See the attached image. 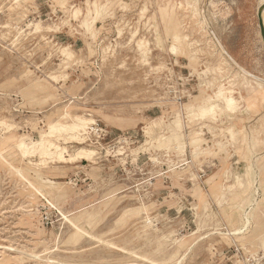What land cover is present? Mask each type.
<instances>
[{"label": "rangeland", "instance_id": "rangeland-1", "mask_svg": "<svg viewBox=\"0 0 264 264\" xmlns=\"http://www.w3.org/2000/svg\"><path fill=\"white\" fill-rule=\"evenodd\" d=\"M262 3L0 0V264H264Z\"/></svg>", "mask_w": 264, "mask_h": 264}, {"label": "bare ground", "instance_id": "bare-ground-1", "mask_svg": "<svg viewBox=\"0 0 264 264\" xmlns=\"http://www.w3.org/2000/svg\"><path fill=\"white\" fill-rule=\"evenodd\" d=\"M91 4H95V3L93 1H91ZM263 25H264V22H263ZM175 39H177V37H175ZM232 64H234V63H232ZM237 73L243 75L244 77H246L249 80L254 81L256 84V90L260 93H264V77H260L258 75H255V74L249 72V71L247 72L244 69L243 70L240 69V71L237 70ZM214 94L215 95H213V96L216 99H218L221 93L217 91ZM213 96L207 95L199 103L200 105H197L196 107L194 106L195 109L193 108V106L190 107L192 110H194L193 112H195L193 114L194 115H197V114L201 115L207 111H208L207 112V114H208L210 109H211V111L214 110V107H212L214 104V102L212 101V99H214ZM211 101L213 102V104ZM228 101L229 102H227V105H231L232 102L230 100H228ZM223 108L224 109H222V110H226L227 107L223 106ZM195 110H198V112H196ZM200 115H198V116H200ZM203 116H205V114ZM195 117H197V116H195ZM197 118H199V117H197ZM87 125H88V120L83 119V118H79V117H74L73 119H70L69 123H51L48 125L47 131L43 132L40 135L39 139L33 140V139H26V138L20 137L16 140L15 147L23 155L36 153V154H38L40 159L49 158V160L50 159L53 160V158H55L56 160H58L60 162H73L78 158H87L88 159V158H90V156L93 155L92 150L79 149L77 154H76L77 156L71 155V154L64 155V148H61L58 145H56V143L53 141V139H51L53 136H59V137H63L64 139H69V140H73V141L77 140L79 142L82 139L81 136H83L86 133ZM35 254H37V253H35Z\"/></svg>", "mask_w": 264, "mask_h": 264}, {"label": "water", "instance_id": "water-1", "mask_svg": "<svg viewBox=\"0 0 264 264\" xmlns=\"http://www.w3.org/2000/svg\"><path fill=\"white\" fill-rule=\"evenodd\" d=\"M263 11H264V3H262L257 8V19H258V25H259V32H260L262 42L264 44V25H263V20H262Z\"/></svg>", "mask_w": 264, "mask_h": 264}]
</instances>
